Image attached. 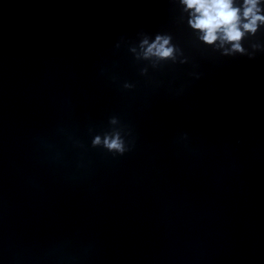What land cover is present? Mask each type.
Instances as JSON below:
<instances>
[{
  "label": "water",
  "instance_id": "95a60500",
  "mask_svg": "<svg viewBox=\"0 0 264 264\" xmlns=\"http://www.w3.org/2000/svg\"><path fill=\"white\" fill-rule=\"evenodd\" d=\"M187 19L0 0V264H264V28L225 56ZM157 33L187 62L137 60ZM112 128L124 155L92 146Z\"/></svg>",
  "mask_w": 264,
  "mask_h": 264
},
{
  "label": "clouds",
  "instance_id": "9594fccd",
  "mask_svg": "<svg viewBox=\"0 0 264 264\" xmlns=\"http://www.w3.org/2000/svg\"><path fill=\"white\" fill-rule=\"evenodd\" d=\"M178 3L187 14V24L203 44L225 56H253L244 44L264 28V0H178ZM138 47L137 60L176 63L183 55V50L173 43L172 35L167 33H157L154 39L144 36ZM261 47L258 43L251 44L254 50ZM132 51L137 52V49ZM179 62L186 63L187 58ZM142 72L146 74L147 69ZM124 87L130 89L133 85L126 83ZM110 123L116 125L120 122L112 117ZM127 143L123 128H112L92 140L93 147L102 145L109 152L119 155L130 150L126 147Z\"/></svg>",
  "mask_w": 264,
  "mask_h": 264
}]
</instances>
